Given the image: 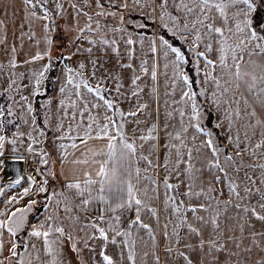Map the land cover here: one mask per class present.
Returning a JSON list of instances; mask_svg holds the SVG:
<instances>
[{"label": "snow or ice", "instance_id": "obj_1", "mask_svg": "<svg viewBox=\"0 0 264 264\" xmlns=\"http://www.w3.org/2000/svg\"><path fill=\"white\" fill-rule=\"evenodd\" d=\"M12 7L0 264H264V0Z\"/></svg>", "mask_w": 264, "mask_h": 264}, {"label": "rangeland", "instance_id": "obj_2", "mask_svg": "<svg viewBox=\"0 0 264 264\" xmlns=\"http://www.w3.org/2000/svg\"><path fill=\"white\" fill-rule=\"evenodd\" d=\"M8 4L9 6V15L8 17H4L3 15V8L4 5ZM15 4L16 8L22 7V0H0V18H5L7 20V44L10 46L12 43H15L17 45V48L20 47V37L19 32L21 29L19 28L20 20L22 19V11H16L12 5ZM15 11V19H13L12 13ZM25 31H27V25H25L24 28ZM15 34V35H14ZM37 35H42V32L37 26ZM41 47H43V44H41ZM55 51V49H54ZM35 52V46L31 43V41L25 37L24 38V48L22 52L18 53V56L20 59L26 58V53H32ZM0 60L6 61L7 60V54L4 44H0Z\"/></svg>", "mask_w": 264, "mask_h": 264}, {"label": "crops", "instance_id": "obj_3", "mask_svg": "<svg viewBox=\"0 0 264 264\" xmlns=\"http://www.w3.org/2000/svg\"><path fill=\"white\" fill-rule=\"evenodd\" d=\"M25 59V58H24ZM20 70H23V68H21ZM163 71V69L161 68V72ZM0 83H2V81H0ZM159 83H160V92H161V100H160V104H161V115L163 118V104H164V77L161 75L160 79H159ZM131 127V126H129Z\"/></svg>", "mask_w": 264, "mask_h": 264}, {"label": "trees", "instance_id": "obj_4", "mask_svg": "<svg viewBox=\"0 0 264 264\" xmlns=\"http://www.w3.org/2000/svg\"><path fill=\"white\" fill-rule=\"evenodd\" d=\"M49 89H50V85H49ZM41 99L43 98V97H40Z\"/></svg>", "mask_w": 264, "mask_h": 264}, {"label": "water", "instance_id": "obj_5", "mask_svg": "<svg viewBox=\"0 0 264 264\" xmlns=\"http://www.w3.org/2000/svg\"><path fill=\"white\" fill-rule=\"evenodd\" d=\"M22 163V162H21Z\"/></svg>", "mask_w": 264, "mask_h": 264}]
</instances>
